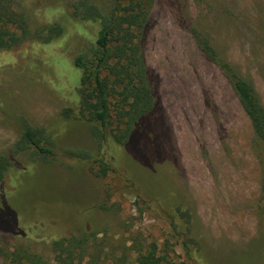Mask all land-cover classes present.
<instances>
[{
  "label": "rangeland",
  "instance_id": "1",
  "mask_svg": "<svg viewBox=\"0 0 264 264\" xmlns=\"http://www.w3.org/2000/svg\"><path fill=\"white\" fill-rule=\"evenodd\" d=\"M43 1L45 23L64 26L60 38L68 59L90 54L98 26L71 18L68 4L78 0ZM89 1L103 13L113 2ZM12 7L21 12L17 0ZM194 29L252 81L264 106V0H154L150 11L144 56L181 169L176 181L190 217L188 242L197 250L192 247L186 255L157 202L133 184L129 154L117 157L116 144H99L93 125L78 110L64 113L69 97L59 96L21 65L0 75V157L15 149L25 121L45 138L50 128L62 134L51 139L57 153L101 158L113 172L98 175L90 160L83 167L60 165L26 149L12 166L34 164L27 175L15 179L11 168L0 183L5 191L0 218L13 214L22 234H3L0 246L27 250L53 264L54 241L93 232L75 249V264H111V254L119 256L121 250L126 264H135L147 251L162 264H264V166L254 151L250 120L227 80L197 51ZM60 64L70 67L66 60ZM72 70L78 84L80 71ZM150 185L163 196L170 182L158 179Z\"/></svg>",
  "mask_w": 264,
  "mask_h": 264
},
{
  "label": "trees",
  "instance_id": "2",
  "mask_svg": "<svg viewBox=\"0 0 264 264\" xmlns=\"http://www.w3.org/2000/svg\"><path fill=\"white\" fill-rule=\"evenodd\" d=\"M153 2L113 0L111 9L105 13L89 0L68 4L75 22L98 26L91 53L79 55L71 62L61 46L64 26L45 23L47 8L43 0H17L21 12L12 7L13 0H0V75L15 70L16 66L27 68L59 96L69 97L71 106L64 113L70 115L78 110V115L93 125L99 144L107 141L116 144L117 157L128 153L131 181L144 195L157 202L160 213L167 219L173 233L182 238L181 244L189 255L193 247L187 238L190 217L184 206L183 190L176 181L181 169L170 138L171 130L166 124L144 56V35ZM192 38L197 51L227 80L250 120L254 151L264 166V106L252 81L221 58L204 33L194 29ZM61 60H66L70 67L61 66ZM71 67L80 71L78 84ZM21 126V139L15 149L9 152L10 155L0 157V183L11 168L15 171V179L27 175L29 166L34 164L21 165L17 169L12 166L14 158L26 149L60 165L76 163L83 167L90 160L97 164L98 175L113 172L110 164L101 158L90 159L80 153H57L51 139L62 134L53 128L48 129L50 137L45 138L42 131L32 129L25 121ZM158 179L170 182L163 196L150 185L151 181ZM1 192L5 191L0 187ZM92 233L54 241L50 248L54 253L53 264H75V249L82 248L90 236L95 235ZM3 234H22L13 214L0 218V238ZM26 251L17 249L11 252L0 246V261L2 264H46L41 257ZM125 252L121 250L119 256L111 254L112 258L107 260L111 264H126ZM97 255L101 256V249ZM28 258L33 260L22 262ZM162 261L155 252L147 251L138 254L135 264H162Z\"/></svg>",
  "mask_w": 264,
  "mask_h": 264
}]
</instances>
